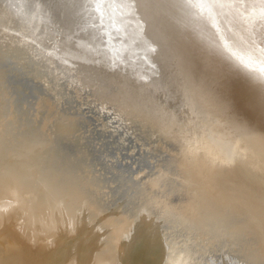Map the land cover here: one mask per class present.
<instances>
[{
    "label": "bare ground",
    "instance_id": "bare-ground-1",
    "mask_svg": "<svg viewBox=\"0 0 264 264\" xmlns=\"http://www.w3.org/2000/svg\"><path fill=\"white\" fill-rule=\"evenodd\" d=\"M180 1L135 8L182 48L218 34L172 93L109 50L123 7L101 24L86 0H0V264H264V74L228 58L259 64L264 24Z\"/></svg>",
    "mask_w": 264,
    "mask_h": 264
},
{
    "label": "rangeland",
    "instance_id": "rangeland-1",
    "mask_svg": "<svg viewBox=\"0 0 264 264\" xmlns=\"http://www.w3.org/2000/svg\"><path fill=\"white\" fill-rule=\"evenodd\" d=\"M128 1H129L128 4H130V3L132 2V1L130 2V0H126L125 3L128 2ZM172 2H173L174 4H173ZM199 2L202 3V0H200V1L198 0V3H199ZM170 3L174 6L176 13H181L182 11L186 10V9H185L186 6H185V5H182V1H180V0H170ZM179 3H180L181 5H178ZM126 4H127V3H126ZM176 4H177V6H176ZM180 6H184L185 8H184V7L181 8ZM125 7L127 8L126 10H127L128 13L125 11ZM125 7L122 8V11H124V12H122V14H121V17L123 18V20H121V22H122L121 24L123 25V27L125 26L124 29L128 32L129 29H130L131 27L135 26V28L133 27L132 30L130 29L131 32L129 31L131 34L133 33V34L135 35V34L138 32V29L140 28L139 31H141V36H143L142 38H143V39L147 38L146 35H147V33H148V35H147V36H148V38H147L148 40H146V39H145V40L148 41V42H150V41H151V38H150V37L153 36V38H152L153 40H152V41H154L155 43H154V42H150L151 44H149L148 42H146V44H145L146 46L144 45V43H143V45H144V46H143V45H142V42H145V41H144V40L142 41V39H141L140 43H139L138 41H136L137 38H135V37H136L137 35L134 37V35L132 34V36H133L134 38H130V37H132V36H131L129 33H127V32L124 33V32H123V33H121V35H119L120 38L122 39V41H121V39H119V41L117 40V43H116V41H115V42H111V43L108 42V43H110V44L107 43V45H108V46H109V45L113 46L114 44H119V46L121 45V46H120V47L122 48L121 50H122V51H125V53H123V54H127V53H128V55H127V59L130 58V56H131V57H132L131 59H132L133 61H138V62H140V61H144L145 63H144V62H143V63H144V64H147V67H149V68L151 67V68H152V69H151V73H150V74H152V75H151L152 77L155 76L156 74H158V72L161 71V69H162V70H164L165 68L169 69V70H168V73H166V72H167V69H166V72L162 71V72H164L166 75H165L164 73H162V72H159V74L157 75V76H159L158 79L156 78V76H155L154 78L156 79V81L159 80V82H158V81H157V82L160 83L161 85L165 86V87H166L169 91H171L172 93H173L174 90H175L174 92H176V87H177V86H175L176 84H174V86H172V85H173V83L175 82L174 80H176L177 78H179V75H177V74H178V71L184 69V68H182L180 65H182V64L184 63V60H185V59L188 60V59H187L188 56H189L190 59H192V60H194V61L196 62V60L193 59V58H194V57L197 58L198 56L202 55V54L204 53V50L207 51V50L212 49L213 51H216V48L220 46L219 43H218V37H217L218 34L216 35L215 32H214V34L212 35V37L210 36L211 34L209 35L208 33H206V34L209 35V38L205 37L206 35H205V36H201V35L198 34L199 36L202 37V38H201V37H198V35H197L196 33H194V35L191 36V38L189 39V40H190V41H189V44H186V46L184 47L185 49H184V48H182L179 44H177L178 41H176L177 39H176V36H175L174 30H172V27H171V26H168V27H167L168 29H167V28L164 29V26L162 25L163 22H162V23H158V22L156 23L155 18H153L154 23H153V20H149V21H152L153 24L150 23V22H148L149 25H148L147 23H146V24L144 23V25H141V27H142V26H145V27H142L143 30H144V28H146V26L148 25L147 28L144 30V31H145V32H144V31L141 29L140 25H139V24L142 23V21H141V19H140V18H141V17H140V14H139L138 12H136L135 8H130V7H127V6H125ZM128 8H130V10H129ZM123 9H124V10H123ZM132 9H133V10H132ZM180 9H181V10H180ZM131 10H132V11H131ZM129 11H130V13H129ZM125 12H126V14H125ZM133 12L135 13V14H133V15H134V16L136 15L138 20L135 18L136 16L134 17V16L131 14V13H133ZM137 13H138V14H137ZM128 14H129V15H128ZM130 14H131V17H128V16H130ZM126 15H127V16H126ZM124 16H125V19H124ZM126 17H127L128 21L126 20ZM132 18H133V19H132ZM129 19H130V20H129ZM125 20H126L127 22H125ZM132 20H134L136 23H135L134 21L132 22ZM136 20H137V21H136ZM138 21H139V23H138ZM140 21H141V23H140ZM186 21H187V20H186ZM123 22H125V24H124ZM145 22H146V21H145ZM187 22H188V21H187ZM187 22H186V23H187ZM130 23H131V25H130ZM155 23L158 24V25H156ZM114 24H115V23H114ZM126 24H127V25H126ZM132 25H133V26H132ZM138 25H139V26H138ZM159 25H160L161 27H159ZM114 26H115V25H114ZM129 26H130V27H129ZM136 26H137V27H136ZM151 26H152V27H151ZM156 26H157L158 28H161V29H158ZM127 27H129L128 30H127ZM138 27H139V28H138ZM148 27H150V28H148ZM162 27H163V29H162ZM137 28H138V29H137ZM152 28H153V29L155 28V29H154L155 31L152 32V33H155V34H153V35H152V33L150 32V31H153ZM156 28H157V29H156ZM135 29H136V30H135ZM221 29H222V28L220 27V30H221ZM149 30H150V31H149ZM156 30H157L159 33H157ZM159 30H160V31H159ZM163 30H164V33H162ZM132 31H133V32H132ZM161 31H162V32H161ZM198 31H199V32H198ZM221 31H222V30H221ZM166 32H167V33H166ZM119 33H120V32H118V34H119ZM142 33H146V34H143V35H142ZM150 33H151V34H150ZM161 33L163 34L164 37L162 36ZM173 33H174V34H173ZM197 33H202V31L199 30V29H197ZM139 34H140V33H139ZM156 34H161V35H157V36H158V38H157V36H155ZM170 34H172V35H170ZM127 35H128V36H127ZM208 35H207V36H208ZM124 36H125L126 38H125ZM129 36H130V37H129ZM159 36H161L162 38L159 37ZM167 36H168V37H167ZM169 36H170V37H169ZM144 37H145V38H144ZM171 37H172V38H171ZM214 37H215V38H214ZM123 38H124V39H123ZM128 38H129V39H128ZM159 38H161V39L159 40ZM165 38H168V39H167V42H166ZM192 38H193V39H192ZM197 38H198V39H197ZM205 38H206L207 40H206ZM125 39H126V40H125ZM135 39H136V40H135ZM154 39H155V40H154ZM157 39H158V40H157ZM196 39H197V42H196ZM214 39H215L216 41H215ZM123 40H124V41H123ZM131 40H132V41H131ZM149 40H150V41H149ZM168 40H169V41H168ZM172 40H173V41H172ZM174 40H175V41H174ZM125 41H126V42H125ZM164 41H165L166 43H168V42H169V43H168L167 45L162 46L163 44H166ZM202 41H203V42L205 41V42L202 43ZM209 41H210V42H209ZM120 42H121V43H120ZM123 42H124L125 44H124ZM129 42H130L131 44H130ZM136 42H138V43H137V44H138V47H137V44H135ZM156 42H157V43H156ZM158 42H159V43H158ZM160 42H162V43L164 42V43L161 44ZM171 42H172V43H171ZM194 42H196V43H194ZM200 42H201V43H200ZM214 42H215V43H214ZM112 43H114V44L112 45ZM128 43H129V44H128ZM153 43H154L155 46L152 45ZM173 43H174V45H173ZM190 43H191V44H190ZM122 44H123L127 49H125L124 46H123V47H124V49H123ZM132 44H133L134 46H135V45H136V46L133 48V45H132ZM147 44H149L150 46L147 45ZM159 44H161L162 47H161ZM201 44H202V45L204 44V45L201 47V46H200ZM209 44H210V45H209ZM212 44H213V45H212ZM128 45H129L130 47H129ZM141 45L143 46V50H142V48H141ZM151 45L154 46V48H155V52L153 51L154 48H152V49L150 48V47H152ZM157 45H158V46H157ZM170 45H171V47H170ZM177 45H179V46H177ZM189 45H190V46H189ZM198 45H199V47H198ZM205 45H206V46H205ZM207 45H208V46H207ZM114 46H115V45H114ZM114 46H113V47H114ZM139 46H140V48H139ZM147 46H148V47H147ZM156 46H157V47H156ZM165 46H166V47H165ZM167 46H169V47H167ZM172 46H173V47H172ZM175 46H176V49H172V48H174ZM191 46H192V47H191ZM113 47H111V50H112V49H114V50H115V49H118V46H115L116 48H113ZM144 47H146L147 49H146V48L144 49ZM158 47H159V48H160V47H161V48H164V49L167 50V51H165L164 49H162V50H164V51L158 50V49H159ZM200 47H201V48H200ZM129 48H130V49H129ZM136 48H138V49L136 50ZM161 48H160V49H161ZM166 48H167V49H166ZM168 48H169V49H168ZM177 48H178V51H175V50H177ZM179 48L182 49V50H179ZM186 48H188L189 50L187 49V50H188V51H187ZM131 49H133V50H131ZM150 49H151L150 52H144V51H149ZM156 49H157V51H156ZM170 49H171V50H170ZM183 49H184V50H183ZM190 49L193 50V51H194V49H195V51H194V52H193V51L191 52ZM198 49H199V50H198ZM109 50H110V46H109ZM118 50H119V49H118ZM118 50H115V51H118ZM129 50H130V51H129ZM138 50H139V51L141 50V51L139 52ZM172 50H173V51H172ZM185 50H186V51H185ZM126 51H127V52H126ZM131 51H132V52H131ZM142 51H143L144 54L142 53ZM159 51L162 52V54H161ZM180 51H182V52L180 53ZM183 51H184V52H183ZM189 51H190V52H189ZM130 52H131L132 54H131ZM134 52H136L138 55H136V53H134ZM152 52H153V54H151ZM157 52H158L159 54H161L162 56H163V55H164V56L162 57V56H160V55H158V54H156V56H155V53H157ZM171 52H173V54L176 53V54L179 55V56L182 55V57L176 56V54H175V56L178 57V58H176L175 56H173V54H171ZM188 52H189V54H191L192 56H190V55L188 54ZM195 52H196V53H195ZM145 53H148V54L146 55ZM182 53H183V54L187 53L188 56H187V54L184 56ZM194 53H195L196 55H194ZM199 53H201V54H199ZM118 54H119V53H118ZM123 54H121L122 57H124ZM129 54H130V56H129ZM150 54H151V55H150ZM169 54H170L171 57L168 56ZM180 54H181V55H180ZM119 55H120V54H119ZM144 55H145V59H144V57H143ZM152 55H154V56H152ZM220 55H221V54H220ZM125 56H126V55H125ZM137 56H138V57H137ZM139 56H141V57L139 58ZM159 56L164 60V62H162L163 60H162ZM165 56H166V58H165ZM221 56H222V55H221ZM151 57H152V58H151ZM168 57H169V58H168ZM172 57H173L174 59H173ZM185 57H186V58H185ZM191 57H192V58H191ZM148 58H150V59H148ZM158 58H160V59H158ZM164 58H165V59H164ZM175 58H176V59H175ZM182 58H183V60H181ZM134 59H135V60H134ZM156 59H157L158 62L156 61ZM168 59H169V62H170V63H168L167 61H165V60H168ZM177 59H179V60H181V61H178ZM145 60H146V61H145ZM175 60H177V61H175ZM186 60H185V61H186ZM149 61H150V63H149ZM155 61L157 62V64L154 63ZM159 61L162 62V63H161V66H162V64H163L164 68H162V67L159 65V63H160ZM146 62H147V63H146ZM152 62H153V63H152ZM165 62H166V63H165ZM172 62H175V63H172ZM177 62L182 63V64L179 65V63H177ZM140 63H141V62H140ZM148 63H149V64H148ZM153 64H154V65H153ZM164 64H166V66H165ZM168 64H171V65H168ZM175 64H176V65H175ZM149 65H150V66H149ZM156 65L158 66V70H157V68H156V67H157ZM172 65H174L176 68H174V66H172ZM154 66H155V67H154ZM169 66H172L175 70H174L172 67H169ZM160 67H161V68H160ZM168 67H169V68H168ZM179 67L181 68L180 70H179ZM153 68H156V71H158V72H154V73H152V72H153ZM159 68H160V69H159ZM171 68H172V69H171ZM177 69H178V71H177ZM170 70H171L172 74H169V73H171ZM154 71H155V69H154ZM173 71H174V72H173ZM176 71H177V72H176ZM173 73H176L175 75H176L177 78L175 77V75H173ZM227 73L229 74V72H227ZM160 74H161V77H160ZM163 74H164L166 77H165ZM167 74H169V76L173 75V76H171V77H173L174 80L171 79ZM160 78H161V79H163V78L165 79V78H166L165 81L168 79V80H167L168 82L166 81V82H167V83H166L165 81L161 80ZM175 78H176V79H175ZM169 79H170V80H169ZM162 81H163V82H162ZM169 81H170L171 84L169 83ZM232 81L234 82L233 79H232ZM172 82H173V83H172ZM164 83H165V84H164ZM175 83H176V82H175ZM167 84L170 85V86L168 85L169 88L167 87ZM172 87H174V88H172ZM171 88H172V89H171ZM201 107L204 108V105H201ZM221 154H223V152H222ZM221 174H222V173H221ZM222 175H223V174H222Z\"/></svg>",
    "mask_w": 264,
    "mask_h": 264
},
{
    "label": "snow or ice",
    "instance_id": "snow-or-ice-1",
    "mask_svg": "<svg viewBox=\"0 0 264 264\" xmlns=\"http://www.w3.org/2000/svg\"><path fill=\"white\" fill-rule=\"evenodd\" d=\"M83 6L96 12L99 15L100 23L102 24L104 22L103 17L105 9H112L115 11V8L117 7H143V3L142 0H132L131 4L127 5L125 4L124 0H86ZM191 6L194 8L198 7L201 10L210 8L227 9L234 13V15L237 16L241 21L250 25V27H254L257 21L264 24V0H203L202 3L191 4ZM257 7L259 8V12L254 11ZM250 8L253 9V11H249ZM245 12L248 13L247 16L244 15ZM32 43H35V41H32ZM154 50L155 49H153V51ZM260 51L262 58L260 59L259 64L252 61L251 58L245 59L243 57L236 56L235 53L228 55V58L232 59L235 57L237 66L245 72L252 73L258 70L261 74H264V50ZM221 54L227 55V50ZM220 112L221 115L226 114L227 106L220 108Z\"/></svg>",
    "mask_w": 264,
    "mask_h": 264
},
{
    "label": "water",
    "instance_id": "water-1",
    "mask_svg": "<svg viewBox=\"0 0 264 264\" xmlns=\"http://www.w3.org/2000/svg\"><path fill=\"white\" fill-rule=\"evenodd\" d=\"M43 17V16H42Z\"/></svg>",
    "mask_w": 264,
    "mask_h": 264
}]
</instances>
